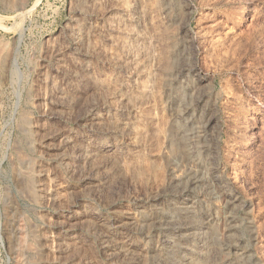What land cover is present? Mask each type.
Returning <instances> with one entry per match:
<instances>
[{
	"label": "rangeland",
	"instance_id": "374dc122",
	"mask_svg": "<svg viewBox=\"0 0 264 264\" xmlns=\"http://www.w3.org/2000/svg\"><path fill=\"white\" fill-rule=\"evenodd\" d=\"M80 1L0 0V264H264V0H156L162 52L170 56L155 109L162 138L150 139L155 120L137 115L144 165L109 178L100 193L90 183L104 176L94 171L99 156L90 164L68 155L74 136L83 155L94 146L103 122L94 125L91 117L107 95L98 79L115 72L121 53L111 57L102 38L95 46L84 36L114 13L113 0ZM243 6L247 18L236 25ZM76 26L84 37L75 36ZM88 61L94 77L82 76ZM243 162L247 174L237 178ZM87 175L94 179L84 182ZM95 207L106 218L122 210L136 216L130 235L144 249L141 262L105 256L108 237L94 220L72 217Z\"/></svg>",
	"mask_w": 264,
	"mask_h": 264
},
{
	"label": "bare ground",
	"instance_id": "6f19581e",
	"mask_svg": "<svg viewBox=\"0 0 264 264\" xmlns=\"http://www.w3.org/2000/svg\"><path fill=\"white\" fill-rule=\"evenodd\" d=\"M87 3L96 4L99 0H85ZM103 1V0H101ZM106 1V0H105ZM110 1V0H109ZM114 1V0H113ZM111 1V3H114L115 11L113 12H107V21H105L104 24L98 25L95 23L92 26H90L89 31L87 35L89 40L91 39V43L96 42V38L100 37L103 39V42L105 44V48L107 50V54H110L111 57L116 54L117 52L121 53V59L118 63L114 64V73H104L102 76H99L98 83L100 87H103V90L106 89L107 95L106 100L104 101V108H101L102 110H99L98 113L91 117V123L94 125L101 124L100 129L93 128V131L96 130L97 132V138L92 139L94 142V146H91V150L86 153V155H83L81 152L82 149V142H76L81 137H72L71 141H73L71 148H68L72 150V153H69L68 156H70L72 159H79L80 157L83 159H86V161L91 160L92 158L99 156V164L97 165L96 169L94 171H100L104 174V176L99 177L98 179H94L87 175L83 180L84 182H87V180H93L90 183H95L93 186H95L96 191L99 193L101 192L104 187L110 185L109 178L116 176L119 172L124 171L127 173L128 170L133 168V165L136 167H141L143 162L140 161L138 158V147L139 143L136 141V135L137 131H139V128H137L138 123L136 122L137 115L140 116V118L147 119L149 123V120L153 121L155 120V128L151 129V137L150 139L154 138V141H158L160 138H162V128L160 127V119L159 121L155 117V109H156V100L159 97L161 93V89L163 86V82L165 79V71L168 69L169 66V60L168 57L162 52L165 49L166 45V37L164 36V33L161 29V23H160V14H159V8L158 7V1L156 0H115V2ZM84 2V0L80 1ZM100 2V1H99ZM107 2V1H106ZM109 3V2H108ZM83 4V3H82ZM102 5V4H101ZM106 6V5H105ZM91 7V6H90ZM103 7V6H102ZM101 7V8H102ZM108 8L112 6H107ZM105 11H107V9ZM167 8V7H166ZM103 9V8H102ZM165 9V8H164ZM104 10V9H103ZM111 10V8L109 9ZM85 11V10H84ZM83 11V12H84ZM88 11V10H87ZM104 11V12H105ZM90 12V9L89 11ZM87 12V13H88ZM93 12V11H92ZM96 12V11H95ZM238 15L235 20L236 25L242 24L246 18H247V8L243 6L240 7V10L237 11ZM86 13V12H85ZM25 14V13H24ZM94 14V13H93ZM162 14V13H161ZM83 15V14H82ZM104 15V13H103ZM103 15H101L103 17ZM23 16V15H22ZM92 16V14L90 15ZM105 16V15H104ZM86 17V15H85ZM77 18V17H76ZM72 18V19H76ZM83 18V17H82ZM96 18V17H95ZM94 18V20H95ZM99 17H97L98 19ZM164 18V17H163ZM91 19V18H90ZM166 19V18H165ZM79 23V18H77ZM81 20V18H80ZM93 20V19H92ZM91 21V20H89ZM77 23V21H75ZM85 22V21H84ZM97 22V20H96ZM80 23H83L82 20ZM165 23V21H164ZM163 23V25H164ZM166 24V23H165ZM76 24L74 23V26ZM79 25V24H77ZM81 25V24H80ZM162 25V26H163ZM72 26V25H71ZM73 27V26H72ZM77 27V26H76ZM71 28V27H70ZM78 28V27H77ZM164 28V27H162ZM73 29V28H72ZM76 29V28H74ZM167 29V27H166ZM74 31V30H73ZM166 32V31H165ZM84 30H82L80 27L74 31L75 36L77 37H84L83 36ZM84 33V34H85ZM170 34V32H169ZM74 36V35H73ZM167 37H169L167 35ZM80 39V38H79ZM82 40V39H81ZM80 40V41H81ZM99 40V39H98ZM73 42V41H72ZM71 43V42H70ZM75 43V42H74ZM100 43V42H99ZM94 44V43H93ZM98 44V43H97ZM95 45V44H94ZM102 45V44H101ZM75 46V45H74ZM97 46V45H95ZM94 46V47H95ZM103 46V45H102ZM76 47V46H75ZM78 47V46H77ZM91 47V46H90ZM100 47V46H99ZM98 47V49H99ZM104 47V46H103ZM173 47V46H172ZM87 48V47H86ZM93 48V47H92ZM96 48V47H95ZM104 48V49H105ZM171 48V46L169 47ZM74 49V48H73ZM80 47L78 48V50ZM90 49V48H89ZM83 50V49H81ZM86 50V49H85ZM84 50V51H85ZM101 50H103L101 48ZM80 51V50H79ZM83 51V52H84ZM92 51V50H91ZM82 52V51H81ZM86 52V51H85ZM98 52V50H97ZM95 51V53H97ZM172 52V51H171ZM89 53V52H88ZM105 53V52H104ZM169 53V52H167ZM69 54V53H68ZM83 54V53H81ZM90 54V53H89ZM94 54V50H93ZM103 54V53H102ZM101 54V56H102ZM73 55V54H72ZM78 55V54H77ZM96 55V54H95ZM100 55V53L98 54ZM114 55V56H115ZM100 56V57H101ZM64 57L67 58L65 55ZM63 57V58H64ZM74 57V56H73ZM72 57V58H73ZM103 57L104 54H103ZM110 57V56H107ZM117 57V56H116ZM174 57V56H173ZM172 57V59H173ZM65 58V59H66ZM71 58V56L69 57ZM71 58V59H72ZM70 59V60H71ZM100 59V58H99ZM119 59V58H118ZM175 59V58H174ZM63 60V59H62ZM73 60V59H72ZM75 60V58H74ZM73 60V61H74ZM102 60V59H101ZM110 60V59H109ZM106 59V61H109ZM69 61V60H67ZM93 61V60H92ZM92 61H90L92 63ZM103 61V60H102ZM105 61V62H106ZM112 61V60H111ZM110 61V62H111ZM61 62V60H60ZM63 62V61H62ZM66 62V61H65ZM71 62V61H70ZM76 63V61H74ZM89 62V61H88ZM87 67L88 74L82 76L94 77V65L90 64ZM74 63V64H75ZM77 64V63H76ZM99 64V62H97ZM110 64V63H109ZM63 65V64H62ZM66 65V64H65ZM106 65V64H105ZM104 65V67H105ZM103 66V64H102ZM101 66V67H102ZM107 66V65H106ZM173 66V65H172ZM65 67V66H61ZM68 67V66H67ZM97 68V67H96ZM100 68V67H99ZM108 68V67H107ZM61 69V68H60ZM59 69V70H60ZM84 69V68H83ZM62 70V69H61ZM169 70V69H168ZM173 70V69H170ZM85 71V70H84ZM105 71V70H104ZM108 72V71H107ZM112 72V71H111ZM73 73V72H72ZM71 73V74H72ZM86 73V72H85ZM68 74V72H67ZM80 74V73H79ZM92 74V75H90ZM66 75V73H65ZM98 75V73H97ZM101 75V74H100ZM168 75H170L168 73ZM64 76V75H63ZM73 76V75H70ZM81 76V75H79ZM62 77V76H61ZM69 77V76H67ZM66 77V79H67ZM76 77V76H75ZM74 77V78H75ZM170 77V76H169ZM72 78V77H71ZM77 79V78H76ZM84 78H81V81L83 82ZM92 79V78H91ZM95 79V78H94ZM79 80V79H78ZM87 80H89L87 78ZM61 82V81H60ZM68 82V81H67ZM75 82V81H74ZM81 82V83H82ZM79 83V82H78ZM87 83V82H86ZM96 83V81H95ZM90 84V82H89ZM97 84V83H96ZM166 84V83H165ZM62 85V83H61ZM59 84V86H61ZM78 85V84H77ZM76 85V86H77ZM80 85V84H79ZM97 86V85H96ZM95 86V87H96ZM69 87V86H67ZM74 87V86H73ZM80 87V86H79ZM86 87V86H85ZM94 87V86H93ZM98 87V86H97ZM78 88V87H77ZM82 88V87H81ZM84 88V86H83ZM70 89V88H69ZM89 89V88H88ZM59 90V88L57 89ZM61 90V88H60ZM59 90V91H60ZM79 90V89H78ZM78 90L73 89L72 94V107H75L79 100L78 96ZM83 90V89H82ZM86 90V89H85ZM101 90V88H100ZM99 90V91H100ZM102 90V91H103ZM166 90V89H165ZM81 91V90H80ZM167 91V90H166ZM66 92V91H65ZM63 92V93H65ZM71 92V91H70ZM99 93V92H98ZM164 93V92H163ZM59 94V93H58ZM83 94V93H82ZM85 94V93H84ZM83 94V95H84ZM101 94V92H100ZM102 94H104L102 92ZM166 94V93H165ZM69 95V92L68 94ZM81 95V94H80ZM164 95V94H163ZM66 96V95H65ZM82 96V95H81ZM162 96V94H161ZM165 96V95H164ZM61 97V96H60ZM57 98H59L57 96ZM63 98V97H61ZM165 98V97H164ZM160 99V98H159ZM163 99V98H162ZM71 100V101H72ZM59 101V100H57ZM62 101V99L60 100ZM68 101V100H67ZM82 101V100H81ZM102 101V100H101ZM99 101V102H101ZM63 102V101H62ZM98 103V102H97ZM96 103V104H97ZM163 103V102H162ZM61 104V103H59ZM68 104V102H67ZM159 104V103H158ZM70 105V103H69ZM100 105V104H99ZM82 106V105H81ZM84 106V105H83ZM159 106V105H158ZM100 107V106H99ZM160 107V106H159ZM78 108V106H77ZM76 108V109H77ZM82 108V107H81ZM62 109V108H61ZM73 109V108H72ZM76 109H73L76 111ZM65 109H63L64 111ZM159 110V109H158ZM124 111L126 114L121 116L119 118L118 112ZM160 112V111H159ZM131 113L133 115H131ZM162 113V112H161ZM161 113L157 114L161 117ZM70 114V113H69ZM161 114V115H160ZM52 115V114H51ZM55 115V114H54ZM52 115V116H54ZM65 116H68L67 114H64ZM63 115V118L65 117ZM165 115V114H164ZM71 116V115H69ZM51 117V116H50ZM57 117V116H56ZM62 117V116H59ZM76 117V116H73ZM58 118V117H57ZM55 119V118H54ZM73 119V118H72ZM139 119V118H138ZM137 119V120H138ZM88 121V120H87ZM102 121L103 123L99 122ZM163 121V120H162ZM99 122V123H98ZM24 124V123H23ZM91 124V125H92ZM152 124V123H151ZM162 124V123H161ZM89 125V124H86ZM93 125V126H94ZM147 125V124H146ZM97 126V127H98ZM142 126V125H141ZM140 126V127H141ZM153 126V125H152ZM162 126V125H161ZM88 127V126H87ZM91 127V126H89ZM144 127V126H143ZM86 128V127H85ZM64 129V128H63ZM90 129V128H89ZM138 129V130H137ZM148 129V128H147ZM150 130V129H149ZM148 130V131H149ZM164 130V129H163ZM63 131V130H62ZM65 131V130H64ZM67 131V129H66ZM142 131V130H141ZM140 131V134L143 132ZM146 132V131H145ZM144 132V133H145ZM148 133V132H146ZM145 133V134H146ZM60 134V133H59ZM73 135V134H72ZM142 135V134H141ZM89 136H91L89 134ZM124 136V137H123ZM145 136V135H144ZM149 136V135H148ZM147 136V137H148ZM126 137V139H125ZM164 137V136H163ZM142 137H140L141 139ZM65 139V138H63ZM142 140V139H141ZM68 141V140H67ZM144 141V137L143 140ZM163 141V140H162ZM89 142V141H88ZM87 142V143H88ZM91 142V141H90ZM148 142V140H147ZM153 142V141H152ZM161 142V141H160ZM159 142V143H160ZM70 143V144H71ZM85 143V142H84ZM151 143V142H150ZM86 144V143H85ZM92 144V143H91ZM87 145V144H86ZM90 145V144H88ZM150 145V144H149ZM153 145V144H152ZM68 146V144L66 145ZM147 146V145H146ZM151 146V145H150ZM246 146L245 143L240 142L236 145L238 149H243ZM86 147V146H85ZM153 147V146H152ZM88 148V147H87ZM66 149V147H65ZM85 149V148H84ZM82 149V150H84ZM89 149V148H88ZM150 149V148H149ZM158 149V148H156ZM148 150V149H147ZM155 150V149H153ZM64 151V150H63ZM157 151V150H155ZM159 151V150H158ZM142 152V151H140ZM155 153V152H154ZM140 155V154H139ZM150 155V154H149ZM142 156V155H141ZM144 156V155H143ZM85 157V158H84ZM64 158V157H63ZM143 158V157H142ZM66 159V158H65ZM96 159V158H95ZM148 159V158H147ZM152 159V158H151ZM142 160V159H141ZM67 161V160H66ZM70 161V160H69ZM73 161V160H72ZM97 161V160H96ZM149 161V160H148ZM75 162V161H74ZM90 162V161H89ZM92 162V161H91ZM90 162V164H92ZM98 162V161H97ZM96 162V163H97ZM147 162V161H146ZM67 163H70L67 161ZM77 163V162H76ZM83 163V162H82ZM81 163V164H82ZM86 163V162H85ZM63 164V162H62ZM66 164V163H65ZM153 164V163H152ZM71 165V164H70ZM78 165V164H77ZM86 165V164H85ZM146 165V164H145ZM155 165V164H154ZM241 167L236 170L237 178H244L247 174V162H243L240 164ZM64 166V164H63ZM68 166V165H67ZM73 166V165H72ZM89 165H87L88 167ZM91 166V165H90ZM65 167V166H64ZM80 170L83 169V166H81ZM145 167V166H144ZM143 167V168H144ZM76 168V167H75ZM89 168V167H88ZM135 168V167H134ZM67 169V168H66ZM72 169V168H71ZM79 169V168H78ZM90 169V168H89ZM140 169V168H139ZM142 169V168H141ZM148 169V168H147ZM76 170V169H75ZM74 170V171H75ZM87 170V169H85ZM91 172L93 169H90ZM89 170V171H90ZM135 170V169H134ZM144 170V169H143ZM146 170V168H145ZM158 170V169H157ZM65 171V170H64ZM73 171V170H72ZM88 171V170H87ZM93 171V172H94ZM96 171V172H97ZM138 171V170H137ZM81 172V171H80ZM86 172V171H85ZM130 172V171H128ZM70 173V172H69ZM73 173V172H72ZM79 173V171H78ZM77 173V174H78ZM87 173V172H86ZM89 173V172H88ZM75 174V175H77ZM102 174V175H103ZM140 174V172H139ZM142 174V173H141ZM158 175V173H156ZM155 174V175H156ZM74 175V176H75ZM86 175V174H84ZM93 174H91L92 176ZM119 175V174H118ZM121 175V173H120ZM125 175V174H124ZM132 175V174H131ZM152 175V174H151ZM160 175V173H159ZM82 176V175H81ZM98 176V175H97ZM100 176V175H99ZM128 176V175H127ZM138 176V175H137ZM144 176V175H143ZM73 177V176H72ZM83 177V176H82ZM81 177V178H82ZM95 177V176H94ZM123 177V176H122ZM125 177V176H124ZM134 177V176H133ZM159 177V176H157ZM80 178V179H81ZM129 178V177H128ZM153 178V177H152ZM125 179V178H124ZM131 179V178H130ZM151 179V178H150ZM158 179V178H157ZM156 179V180H157ZM111 180V179H110ZM83 182V181H82ZM112 182V181H111ZM154 182V181H153ZM88 183V182H87ZM109 183V184H108ZM113 183V182H112ZM115 183V182H114ZM108 184V185H107ZM89 185V184H87ZM91 185V184H90ZM89 185V186H90ZM80 186V185H79ZM85 186V185H84ZM111 186V185H110ZM86 188V186H85ZM94 188V189H95ZM107 188V187H106ZM93 189V191H94ZM87 190V189H86ZM91 191V190H90ZM103 191V190H102ZM106 193V191H105ZM93 193L92 195H94ZM96 195V194H95ZM102 196V195H101ZM94 198V197H93ZM104 198V197H103ZM101 198V199H103ZM100 199V195H99ZM97 199V202L98 200ZM100 199V200H101ZM100 202V201H99ZM102 202V201H101ZM80 203V202H79ZM85 203V201H84ZM87 203V202H86ZM104 203V202H103ZM110 203V202H109ZM90 204V202H89ZM92 204V203H91ZM85 205V204H84ZM100 205V203H99ZM92 206V205H90ZM103 206V205H102ZM80 207V205H79ZM105 207V205H104ZM87 208V207H86ZM84 209V208H83ZM118 209V208H117ZM86 210V209H85ZM85 210L76 211L74 210V213L72 217H88V219H91L93 222V228L98 229L100 234H104L106 237H108V240L101 241L104 243L103 249H106L105 252L108 254L105 256L111 258V257H119V256H129L131 259L135 260V262L139 263L141 262L139 259L144 256V251L141 253L142 248L137 246V243L132 239L131 233L138 230V220L136 216L132 215V213L128 211H115V215L113 217H108L102 213L101 209L96 208L90 209V211L86 212ZM89 210V208H88ZM116 210V209H115ZM119 210V209H118ZM127 210V209H126ZM76 211V212H75ZM111 211V210H110ZM114 214V213H113ZM67 216V215H66ZM70 216V215H69ZM68 216V217H69ZM63 217V216H62ZM64 218V217H63ZM83 219V218H82ZM86 219V218H85ZM87 219V221H88ZM84 220V219H83ZM90 220V221H91ZM63 222V221H62ZM86 222V221H84ZM64 223V222H63ZM83 223V222H82ZM68 224V223H65ZM70 227L72 223H69ZM68 224V226H69ZM152 226L153 223H150ZM64 227V226H63ZM89 229V228H88ZM92 229V228H91ZM97 230V231H98ZM95 233V232H94ZM139 233V232H137ZM116 234V235H115ZM134 234V233H133ZM136 234V233H135ZM74 235V234H73ZM75 236V235H74ZM96 236V235H95ZM100 236V235H99ZM104 237V236H103ZM97 239V238H96ZM105 239V237H104ZM103 239V240H104ZM77 240V239H76ZM75 240V241H76ZM69 241H67L68 243ZM71 243H74L73 241ZM69 242V244H71ZM99 244V243H98ZM102 244V243H101ZM66 245V244H65ZM68 245V244H67ZM66 245V246H67ZM100 246V245H99ZM98 246V247H99ZM112 251V254H109V252ZM140 251V252H139ZM111 253V252H110ZM104 255V251H103ZM104 256V258H106ZM121 256V257H122ZM119 257V258H121ZM122 257V258H123ZM116 259V258H115ZM114 259V260H115ZM126 259V258H125ZM124 259V260H125ZM142 259V258H141ZM121 260V259H120ZM121 260L122 262L124 261ZM116 261V260H115ZM118 261V259H117ZM116 261V263H117ZM139 261V262H138ZM113 262V261H112ZM128 262V260H127ZM115 263V262H114ZM126 263V262H125ZM110 264V263H109ZM120 264V263H119ZM128 264V263H127Z\"/></svg>",
	"mask_w": 264,
	"mask_h": 264
}]
</instances>
